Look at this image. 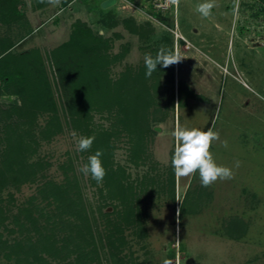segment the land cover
<instances>
[{
	"label": "rangeland",
	"instance_id": "374dc122",
	"mask_svg": "<svg viewBox=\"0 0 264 264\" xmlns=\"http://www.w3.org/2000/svg\"><path fill=\"white\" fill-rule=\"evenodd\" d=\"M106 1L60 0L53 5L47 0H17V16L2 15L0 10V48L12 42L2 56L37 52L54 98L57 93L48 58L68 41L77 20L109 40L107 60L112 79L144 66V54L155 57L161 45L181 53L184 58L174 65L173 72L164 71L158 88L149 90L156 104L149 116L144 163L135 166L128 161L129 139L115 111L90 113L88 129L95 125L114 133V169L122 167L129 181L140 186L141 224L124 229L125 245L113 256L99 219L98 188L102 184L93 185L91 176L79 170L88 162L90 151H78L71 135L73 131L78 136L92 134L73 124L69 112L60 105L56 114L60 128L47 125L51 113L37 112L31 130L34 138L32 142L25 139L31 149L11 155L4 166L9 137L2 125L20 123L8 112L10 106L21 102L18 96L0 91V170L4 172V184L0 185V264H162L165 258L172 264H264V0H212L214 7L208 17L197 11L205 0H179L178 33L187 42L177 43L171 32V16L162 17L160 23L149 16L143 0H119L102 9ZM108 14H112L108 22H118L115 27L103 24ZM127 19L135 23V33L121 22ZM155 82L147 80L151 86ZM178 124L217 132L219 140L213 141L210 152L218 165L232 169L233 178L203 187L197 171L188 177L175 176L174 199L166 187L158 192L150 179L165 182ZM28 125L21 129L28 131ZM47 126L51 134L44 137L41 132ZM225 140L227 147L221 145ZM236 161L239 167H235ZM66 177L76 188L72 189L74 198L78 194L82 198L91 232L86 231L83 213L63 215L58 204L43 195L49 194L51 186L65 184ZM188 193L202 198L195 205L187 203L186 212L180 215ZM111 204L117 206L115 201ZM112 211L110 205L102 209L103 213ZM28 216L36 220L33 226ZM76 225L89 244L76 238ZM44 242L49 246L54 243L49 255L42 249ZM30 247L38 260L30 256ZM118 259L122 263L116 262Z\"/></svg>",
	"mask_w": 264,
	"mask_h": 264
},
{
	"label": "trees",
	"instance_id": "16d2710c",
	"mask_svg": "<svg viewBox=\"0 0 264 264\" xmlns=\"http://www.w3.org/2000/svg\"><path fill=\"white\" fill-rule=\"evenodd\" d=\"M16 4L17 0H0L1 14H8L10 17L17 16ZM103 5L104 3L102 4V9L107 7ZM149 15L161 23L163 16L153 11H149ZM108 20H112V14L106 15V18H104L105 22L103 24L105 23L107 28L115 27L118 24L117 21L108 22ZM121 22L130 32H136L137 27L133 20L127 19ZM164 41H167L166 38ZM11 47L12 42H9L0 48V80L3 82L0 91H5L19 97L20 105L10 106L8 113L10 115L14 113L20 123L2 125L6 137L7 135L9 137L7 148H5L3 153L4 166L7 162L11 161V155L16 154L20 150L31 149L30 143L25 141V139H29V142H32L34 138V133L31 130L35 126L37 112L51 113L50 121L47 122V125H55L60 128L56 115L57 106L60 105L61 108H64V111L69 112L73 124L95 137L89 149L90 156L94 155L97 150L103 153L100 159L106 170V175L101 183L102 185L98 188L100 202L98 206L99 219L107 231V234L105 233L104 235L106 244L111 251L114 250L112 255L114 256L115 252L117 254L121 253L122 247L125 245L123 237L124 229L135 224H141L142 212L138 209L140 198L137 193V188L140 186H136L132 181H129V175L126 174L122 167L118 166L116 170L114 169L111 160L114 151L111 137L114 136V133L109 134L101 126L96 127L95 125H92L91 130L88 129L92 123V115L90 113L102 114L104 112L112 113L115 111L116 119L124 127L123 130L127 133L129 139L128 161L135 166H139L146 159L145 138L150 132L149 116L151 108L156 104V100L149 90L152 88L153 90L157 89L161 75L166 70L173 72L174 65L167 68L157 65V71L153 72L151 77H146V68L142 66L136 71L128 69L117 79H112L109 75V62L107 60V53L110 48L109 40L96 35L86 23L77 20L72 25L68 41L52 51L48 58L51 68V78L57 93V98H54L44 63L38 56V53L19 57L8 54L2 56ZM148 79L156 82L152 86L148 85ZM178 101L180 102V99ZM24 125L29 126L28 131L21 129ZM48 126L47 130L45 129L44 132H41L44 134V137L51 134V127L48 128ZM3 173V170H0L1 186L4 184ZM65 179V184L51 186V189L48 190L49 194L46 195L43 192V195L47 199L50 198L52 203H57V209H60L63 215L64 212L70 215L74 211L79 213V215L83 213L81 218L83 217L82 221H85L86 231L91 232L88 228V218L84 210L82 198L78 194V191V196L76 195L74 198L75 194L73 195L72 189L76 188H72V182L67 177ZM92 182L93 185H98L93 179ZM150 184L157 186L158 192H162L166 187L169 196L174 199L175 174L172 166L169 169L165 182L162 183L151 178ZM201 198L202 195L188 193L185 202L182 203L179 209V214L182 215L186 212L187 203L195 205L198 199ZM114 201L117 202V206L111 204ZM108 205L112 207L113 211L111 213H103L102 209L107 208ZM27 219L30 220L29 223L32 226L36 223V220L30 216ZM47 219L49 220V218ZM15 223L18 225V220ZM66 224L71 223L66 222ZM76 227H78L77 234L75 235L76 238H82L83 241H87V244H89L79 225H76ZM29 239L30 234L27 235L26 240L30 242ZM101 239H103L102 236ZM68 240L70 241L71 239ZM90 240H92V237ZM53 244L50 247L45 242L42 243L44 253H48L49 255L53 249ZM16 245H22V243ZM11 249L14 253L13 247ZM31 249L30 247V256L38 260L39 258H36L37 255L32 254L33 251ZM94 256L97 257L96 251ZM42 260L44 261V259ZM122 261L120 259L116 260L118 263H122Z\"/></svg>",
	"mask_w": 264,
	"mask_h": 264
},
{
	"label": "clouds",
	"instance_id": "9594fccd",
	"mask_svg": "<svg viewBox=\"0 0 264 264\" xmlns=\"http://www.w3.org/2000/svg\"><path fill=\"white\" fill-rule=\"evenodd\" d=\"M44 2V0H41ZM49 4H59L60 0H47ZM173 4L179 5V0H172ZM214 7L212 0H205L197 6V11L203 16L208 17ZM184 57L176 50L173 51L167 46L161 45L155 57L151 54H144V66L146 68V77H151L152 73L157 71V65L163 68L178 64ZM75 140L78 151H87L91 148L94 136H78L75 131L71 133ZM175 147L171 156V166L176 177H188L199 173L201 186L209 187L217 180H229L233 178L231 168L218 165L210 152L213 141L219 140V134L208 128L201 130L198 128L188 129L179 124L173 131ZM223 147L228 146V142L221 141ZM102 151L97 150L94 155L88 157V162L79 169L85 176L90 175L98 184L102 183L106 170L102 165L100 157ZM240 162H235V167H239ZM179 214V213H178ZM162 264H172L170 259H163Z\"/></svg>",
	"mask_w": 264,
	"mask_h": 264
},
{
	"label": "built area",
	"instance_id": "2783aa9c",
	"mask_svg": "<svg viewBox=\"0 0 264 264\" xmlns=\"http://www.w3.org/2000/svg\"><path fill=\"white\" fill-rule=\"evenodd\" d=\"M119 0H115V4ZM125 1V0H124ZM141 2H146L147 8L149 11H153L156 14H160L163 17L171 16L173 18V28L171 32L174 34L176 43L180 41L187 42L183 36L178 33V24H177V9L178 6L172 3V0H143ZM150 16V15H149Z\"/></svg>",
	"mask_w": 264,
	"mask_h": 264
},
{
	"label": "water",
	"instance_id": "95a60500",
	"mask_svg": "<svg viewBox=\"0 0 264 264\" xmlns=\"http://www.w3.org/2000/svg\"><path fill=\"white\" fill-rule=\"evenodd\" d=\"M115 4V0H108V1H106L105 3H104V5H106V6H113ZM103 5V6H104Z\"/></svg>",
	"mask_w": 264,
	"mask_h": 264
},
{
	"label": "crops",
	"instance_id": "0c3cea01",
	"mask_svg": "<svg viewBox=\"0 0 264 264\" xmlns=\"http://www.w3.org/2000/svg\"><path fill=\"white\" fill-rule=\"evenodd\" d=\"M105 3V2H104Z\"/></svg>",
	"mask_w": 264,
	"mask_h": 264
}]
</instances>
